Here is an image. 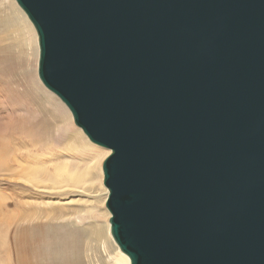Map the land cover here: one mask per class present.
<instances>
[{
	"label": "water",
	"instance_id": "95a60500",
	"mask_svg": "<svg viewBox=\"0 0 264 264\" xmlns=\"http://www.w3.org/2000/svg\"><path fill=\"white\" fill-rule=\"evenodd\" d=\"M15 2L129 264H264V0Z\"/></svg>",
	"mask_w": 264,
	"mask_h": 264
},
{
	"label": "rangeland",
	"instance_id": "374dc122",
	"mask_svg": "<svg viewBox=\"0 0 264 264\" xmlns=\"http://www.w3.org/2000/svg\"><path fill=\"white\" fill-rule=\"evenodd\" d=\"M32 47L30 43H26L25 46L24 41L20 40L13 32L0 31V57L7 58L5 60H1L0 58V264H20L17 260L15 237L19 229L23 227L28 229L31 227L30 233L34 235V237H37L39 232H45L46 226H50L54 231L58 232V234H61V232L65 233V230H71L76 232V237H80L85 235L86 232L89 233L90 229H93L95 224L99 225L107 221L110 215L104 217L103 213L100 212V210H102L100 209L101 207L104 208L106 212L108 211L104 205L105 201L103 204H99L96 200H92L90 204L94 206V210L92 212L82 211L77 217L69 215L70 213L68 210L70 208H67V213L64 214L62 218L52 221L49 220V218L46 220L44 217L37 219L34 215L35 221L28 223V220L24 218L19 220L17 217L16 213H18V211L21 213L25 210L27 213L30 208L31 204L24 203V201L31 203L32 201L29 193L30 188L23 186V184L19 183V181L17 182L16 179H14L15 182L11 181L13 180L11 176L15 172V167L11 166V157L13 154L18 150L27 152V150H41L42 148V150H50L48 152L52 153L51 157L47 156L46 158L56 159L66 154L78 158L83 156L81 159L91 158L93 156L87 148V151L79 149L76 151L74 150V152L73 149H69L72 144L67 143V140L70 139L72 134H75L77 130L80 131L81 138L85 142L88 140L82 131L74 125L72 117L70 118L67 116V108L65 105L53 93L45 89L37 77L35 78L32 76L33 72L31 73V70H33L34 65L33 58L32 60L30 58ZM6 54L9 55V59ZM64 143H67L65 146L66 148H62ZM17 146L19 147L18 149ZM94 148L100 150L105 149L97 145H95ZM107 154H104L103 159ZM51 164L52 163L48 166L52 167L53 165ZM5 165L9 168L8 170H10L11 167L12 171L6 172ZM83 165H85V161L80 163L77 168L82 170ZM71 167H74L73 162H71ZM92 168L93 167H90L91 171ZM97 172L99 174V170ZM100 182L101 187L104 188L102 179ZM93 183L97 184V182L93 181L92 183H87L86 186H90V190L96 193V187H92V185L94 186ZM41 200L44 201L40 198L35 199L33 202L35 203L34 206H39V208L43 206V204L40 203ZM11 201L14 202V204H12ZM4 203H6V205H4ZM80 204L81 208L86 207L84 203ZM65 206L69 207L66 203ZM71 206L76 205L71 202ZM45 208L48 211L51 210L50 212H54L57 209L55 208L52 210V207ZM49 233L50 231L48 230V234ZM82 239L84 238L82 237ZM82 246L80 249H82L81 251L83 252L81 253L84 255L86 251L84 248L87 247L86 244ZM33 247H36L35 251L29 254L22 264L51 263L48 251L44 249L38 239L35 240ZM19 248L20 247H18V249ZM92 256L94 258V264H115L113 260L115 253L113 254L108 244H104V246L100 247L99 251H96V254H92ZM84 262L86 264L91 263V261L88 262L87 259Z\"/></svg>",
	"mask_w": 264,
	"mask_h": 264
},
{
	"label": "bare ground",
	"instance_id": "6f19581e",
	"mask_svg": "<svg viewBox=\"0 0 264 264\" xmlns=\"http://www.w3.org/2000/svg\"><path fill=\"white\" fill-rule=\"evenodd\" d=\"M0 31L13 32L20 40L24 41L25 46L26 43L32 44L33 47L30 58L31 60L33 58L34 65L31 73L33 72L32 76L36 78L35 63L38 57L36 33L32 24L16 4L15 0H0ZM6 55L9 59V55ZM0 58L1 60L7 59L5 57ZM63 111L65 112L64 109ZM68 111L66 109L67 116L71 118V114L70 112L68 113ZM88 141L85 142L81 138L79 130H77L75 134H72V137L67 140V143L72 144L69 149H73V152L79 149L83 151H87L86 148L89 149V152L93 156L86 159H81L83 156H81V158L79 157L80 159L78 157H72L70 154L59 156L56 159L46 158L47 156L51 157L52 153L48 152L50 150L44 151L42 148L41 150H27V152L20 150L16 153L14 152L15 154L11 157V166L15 167V172L11 176L13 178L11 181L15 182L14 179H16V181H19L23 186L30 188L29 193L32 201V203L24 201V203L31 204L27 213L25 210L21 213L20 211H18V213L15 212L19 220L24 218L28 220V223L33 222L35 221V215L37 219L44 217L46 220L49 218V220L52 221L62 218L63 215L67 213V208H70L68 210L70 213L69 215L77 217L82 211L92 212L94 210V206L90 204L92 200H96L99 204H103L107 196V189L105 186L104 188L101 187V161L104 154H107L109 150L95 149V144L90 141L89 143ZM67 143H64L62 148H66L65 146ZM18 148L17 146V149ZM83 160L85 161V165H83L82 170H79L77 167L80 163L84 162ZM71 162L74 163V167H71ZM50 163H52V167L48 166ZM90 167H93L92 171ZM8 169L7 165H5L6 172L12 171L11 167L10 170ZM98 170L99 174L97 172ZM93 181L97 182V184L93 183L94 186L92 185L93 188L96 187V193L90 190V186H86L87 183L89 184V182L92 183ZM38 198L44 200L40 201V203L43 204L40 208L39 206L35 207V203H33L34 200ZM71 202L76 206H71ZM11 203L14 204L12 201ZM65 203L68 204L69 207H66ZM80 203H84L86 207L81 208ZM4 205H6V203H4ZM45 207H52V210L55 208L57 209L54 212H50L51 210L48 211ZM100 209H102L100 212L103 213L104 217L109 215L108 211L106 212L104 208L101 207ZM48 230L50 231L49 234ZM30 231L31 227L29 229L23 227L19 229L15 237L17 260L20 264L27 259L29 254L35 251L36 247L34 248L33 244L36 239H38L44 249L48 251L52 264H86L84 262L86 259L88 262L91 261L90 264H94L92 254H96V251H99V248L104 246V244H108L113 254L115 253V257L113 258L115 264H129L128 257L119 250L111 238L108 220L99 225L95 224L93 229H90L89 233L86 232L85 235L80 237H76V232L71 230H65V233L61 232V234H58V232L54 231L50 226H46V231L39 232L37 237H34ZM82 237L84 239H82ZM92 237L95 242L92 240ZM83 244H86L87 247L84 248L86 249L84 255L81 253L83 252L81 251L82 249H80ZM18 247L20 248L18 249ZM46 264H48V262Z\"/></svg>",
	"mask_w": 264,
	"mask_h": 264
}]
</instances>
